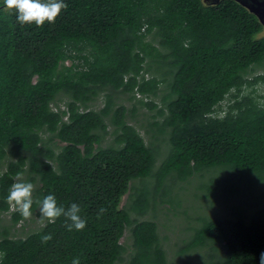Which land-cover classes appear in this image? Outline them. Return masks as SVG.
Wrapping results in <instances>:
<instances>
[{"label": "trees", "instance_id": "trees-1", "mask_svg": "<svg viewBox=\"0 0 264 264\" xmlns=\"http://www.w3.org/2000/svg\"><path fill=\"white\" fill-rule=\"evenodd\" d=\"M63 3L38 27L0 0V264H168L156 221L140 216L170 174L211 169L204 195L233 200L230 213L198 216L179 252L205 246L217 264H259L264 101L248 87L264 84V36L250 14L198 0ZM122 94L151 110L146 123ZM24 171L36 181L32 214L52 194L65 210L77 204L86 227L69 232L61 215L17 235L25 218L7 196ZM137 179H153L151 190Z\"/></svg>", "mask_w": 264, "mask_h": 264}, {"label": "rangeland", "instance_id": "rangeland-1", "mask_svg": "<svg viewBox=\"0 0 264 264\" xmlns=\"http://www.w3.org/2000/svg\"><path fill=\"white\" fill-rule=\"evenodd\" d=\"M258 36H263L264 32L256 33ZM256 71H264L261 68H257ZM249 89H254V93L259 97L260 101H264V84L257 83L253 86H249ZM118 101L126 104L127 107H131L133 103L138 104L135 99H128L127 95L122 94L118 96ZM95 107H100L103 104L102 97H99L94 101ZM151 110H148L142 105H137L135 114L138 119H141L142 122L146 123L145 114L150 113ZM135 123V121H133ZM139 123V122H138ZM142 135L145 137L146 141L149 142V136L146 134L144 128L139 127ZM159 137L156 144L161 152L158 154L157 161L159 162L162 158V153H165L166 145L161 143ZM107 140L111 141V137L107 136ZM105 141L106 143L108 141ZM155 148V149H156ZM157 162V163H158ZM156 163V164H157ZM214 169L205 170L200 173L191 175L187 180H178L174 174H170L165 181V188L163 192V199H160V194L156 196V199L150 198L147 205L146 211L141 218L152 219L156 221L158 225V234L162 246L165 249L168 264H217L219 250H215L214 258L209 259L207 255L209 252H213L209 247H196L185 252H179V248L184 244L186 239L192 233V227L197 226L199 221L197 220L198 216L206 215H228L230 213L229 206L233 203V200L224 202L222 198L213 197L211 195H204L206 192V187L204 186L205 182L208 181L209 177L213 175H219V173L214 172ZM16 182H25L32 183L33 186L36 185V181H31L27 172L21 173L17 178ZM148 189L152 188L153 179H148L146 182ZM137 179L133 182L136 187H140L142 184ZM34 188V187H33ZM162 190V189H161ZM126 198L124 195L123 199ZM127 203V202H126ZM15 209L14 206L10 205V210ZM3 221L5 223L9 220V213L2 215ZM40 216L32 214L28 219H20L16 223L17 235H24L29 230H34L40 225ZM121 241L130 244L131 238L129 236L128 230L125 231Z\"/></svg>", "mask_w": 264, "mask_h": 264}, {"label": "clouds", "instance_id": "clouds-1", "mask_svg": "<svg viewBox=\"0 0 264 264\" xmlns=\"http://www.w3.org/2000/svg\"><path fill=\"white\" fill-rule=\"evenodd\" d=\"M2 3L5 6V11L14 10L17 13V21L21 25L34 22L38 27L46 21L54 23L61 9L67 8L63 0H2ZM33 187L32 183L14 182L7 196L9 205L14 206L15 210L25 219L32 216ZM37 203L42 225L55 223L56 219L63 215L67 221H70L66 225L69 232L81 231L86 227V221L79 215L80 207L75 203L65 210L62 206H57L56 198L52 194L45 196L42 201H37ZM41 239L42 243H47L52 237L47 234ZM72 264H80L79 257L74 258ZM259 264H264V252L260 253Z\"/></svg>", "mask_w": 264, "mask_h": 264}, {"label": "flooded vegetation", "instance_id": "flooded-vegetation-1", "mask_svg": "<svg viewBox=\"0 0 264 264\" xmlns=\"http://www.w3.org/2000/svg\"><path fill=\"white\" fill-rule=\"evenodd\" d=\"M201 4L217 6L219 3L236 5L245 9L254 21L257 33L264 32V0H198ZM264 36V35H263Z\"/></svg>", "mask_w": 264, "mask_h": 264}]
</instances>
